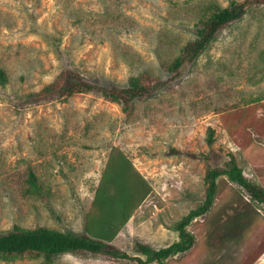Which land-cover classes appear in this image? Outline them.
Wrapping results in <instances>:
<instances>
[{
	"label": "rangeland",
	"instance_id": "obj_1",
	"mask_svg": "<svg viewBox=\"0 0 264 264\" xmlns=\"http://www.w3.org/2000/svg\"><path fill=\"white\" fill-rule=\"evenodd\" d=\"M229 0H0V236L13 227H47L83 234L86 215L112 148L122 150L153 187L113 245L135 255L178 241L175 224L201 204L205 166L166 158L169 148L232 153L246 179L264 186V139L237 148L218 112L264 101V6L243 11L224 28L174 91L138 102L123 119L117 106L94 94L41 105L19 102L71 69L99 85L124 86L147 72L162 75L195 36L209 4ZM260 114V111L257 112ZM32 170L48 191L45 200L24 192ZM192 249L163 264H248L264 250V205L231 184L219 192L205 219L188 228ZM0 264H44L42 257H14ZM52 264H134L89 254H61ZM252 264H264V251Z\"/></svg>",
	"mask_w": 264,
	"mask_h": 264
},
{
	"label": "trees",
	"instance_id": "obj_2",
	"mask_svg": "<svg viewBox=\"0 0 264 264\" xmlns=\"http://www.w3.org/2000/svg\"><path fill=\"white\" fill-rule=\"evenodd\" d=\"M259 6H264V0H229L224 7L209 4L204 15L194 25V38L181 48L170 64H160L162 75L152 76L143 72L129 77L124 86L99 85L66 69L39 92L27 96L26 100H17L36 106L64 101L74 95L94 94L117 106L125 120L132 115L136 103L150 100L160 91L172 93L173 86L180 81L185 69L196 63L216 35L238 20L243 11ZM8 83L7 74L0 69V88L6 89ZM259 111L260 114L257 113ZM217 114L221 127L240 150L253 145V135L264 139V101L220 110ZM215 143V130L208 127L206 152L194 153L169 148L162 155L166 158L199 161L205 166L203 200L175 224L178 241L161 249L138 243L133 256L113 245L134 213L152 194L153 187L122 150L112 148L97 184L91 210L85 217L83 234L60 232L47 227L30 230L15 226L0 236V257H42L44 264H52L58 255L78 253L134 264H163L170 258L189 252L195 244V238L187 228L195 220L205 219L219 192L231 184L239 187L251 201L264 205V186L248 181L235 156L222 147L214 146ZM24 192L39 200H45L49 194L32 170L25 179ZM263 251L254 254L248 264L254 263Z\"/></svg>",
	"mask_w": 264,
	"mask_h": 264
}]
</instances>
